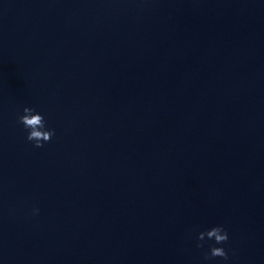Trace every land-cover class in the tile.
<instances>
[{"label": "clouds", "instance_id": "clouds-1", "mask_svg": "<svg viewBox=\"0 0 264 264\" xmlns=\"http://www.w3.org/2000/svg\"><path fill=\"white\" fill-rule=\"evenodd\" d=\"M17 122L28 130L26 139L34 142V147L42 148L45 143L50 142L52 136L55 134L54 129L46 130V121L43 115L37 112L34 108L24 107L23 114L18 116ZM39 209H33V214H38ZM196 239L198 241L197 247L203 248L207 240H213L214 245L209 246V249L204 253L203 259L205 261L214 258H222L224 261L229 259L228 251L222 246L229 240L227 230L223 225H216L210 229L198 232Z\"/></svg>", "mask_w": 264, "mask_h": 264}]
</instances>
